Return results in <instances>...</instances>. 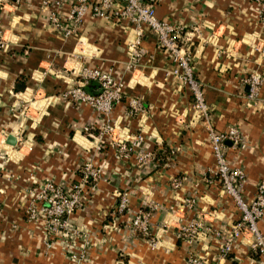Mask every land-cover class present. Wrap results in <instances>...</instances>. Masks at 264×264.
Masks as SVG:
<instances>
[{
  "label": "crops",
  "instance_id": "1",
  "mask_svg": "<svg viewBox=\"0 0 264 264\" xmlns=\"http://www.w3.org/2000/svg\"><path fill=\"white\" fill-rule=\"evenodd\" d=\"M41 1L0 0L5 41L0 50V130L10 133L11 109L32 102L42 107L38 119L20 121L27 147L0 158V264H76L65 255L64 245L75 252L85 249L80 264H185L190 250L213 259L217 238L200 234L187 244L176 236L177 226L195 219L223 230L239 212L211 175L210 146L202 124L193 119L188 89L164 74L171 66L168 54L143 28L145 54L135 70H128L126 44L133 31L123 22L87 14L77 34L63 40L47 24ZM154 5L159 19L182 28L180 37L203 85L215 130L233 126L240 132L243 147L227 142L226 158L244 172L242 196L249 201L264 179V32L258 5L255 0H158ZM81 64L109 72L122 83L110 119L126 141L138 138L124 161L114 158L115 147L107 138L96 140L99 115L60 96L74 83ZM250 72L261 77L254 100L246 97L247 86L241 82ZM85 89L94 93L97 86ZM129 98L142 105L133 114L126 113ZM88 126L89 134L83 131ZM139 150L153 152L151 165L137 161ZM84 161L102 174L94 189L84 190L83 205L68 217L85 239L60 238L46 249L41 222L25 219L24 193L45 181L76 182ZM123 193L126 208L118 212ZM189 197L190 209L183 205ZM137 210L148 212V236L129 232L128 222ZM256 225L264 233V216ZM217 264H264V259L235 242Z\"/></svg>",
  "mask_w": 264,
  "mask_h": 264
},
{
  "label": "built area",
  "instance_id": "2",
  "mask_svg": "<svg viewBox=\"0 0 264 264\" xmlns=\"http://www.w3.org/2000/svg\"><path fill=\"white\" fill-rule=\"evenodd\" d=\"M19 1V0H15ZM158 0H43L40 3L42 10H46V21L49 27L66 40L77 34L85 15L100 18L106 22H123L124 26L133 31V36L127 41L126 53L128 70H135L145 50L140 42L143 28L154 35L155 45L168 54L171 63L165 71L166 76H172L184 85L190 94L193 119L199 121L206 134L213 159L212 177L219 190L226 194L239 212V218L223 229L219 230L201 221L191 219L177 226L176 236L191 244L198 235H212L218 239V247L213 259L195 251H187L185 264H217L219 259L225 258L235 242L242 243L249 252L257 254L264 259V233L256 225L257 220L264 216V179L259 180L253 197L245 201L242 188L245 182L244 172L238 167L229 165L226 158V143L233 147H243V141L237 128L231 126L226 130H215L211 121L210 109L204 98V89L201 82L195 77L190 52L184 46L180 37L182 28L171 22L159 19L155 14V2ZM258 5V24L264 32V0H255ZM192 31H196L195 26ZM5 48L0 25V50ZM94 82L97 91L92 93L85 89L88 83ZM247 86L248 99L257 98L261 85V77L256 72H250L241 78ZM60 96L75 104L89 106L99 115L100 125L96 132L99 142L107 138L115 147L114 158L124 161L137 147V137L133 136L126 141L116 130V125L110 119V112L114 102L122 96V83L113 79L109 72L101 71L81 64L75 70V81ZM264 105V102H263ZM42 107L37 102L22 104L15 111L11 109L14 117L10 133L0 130V158H9L8 151L19 152L27 147V140L22 136L20 121L38 119ZM142 108L137 98L127 100V114H133ZM19 121V125L17 124ZM91 127H84L83 131L90 133ZM12 135L14 144L6 143V137ZM137 161L147 166L154 161L151 151L139 150ZM79 179L70 185L54 184L50 181L42 182L27 188L24 193L23 213L25 219L31 222H41L44 236V245L47 249L60 238L71 237L85 239V234L69 224L68 217L79 209L84 202V190L94 189L101 180V170L91 162L84 161L77 168ZM173 187L178 186V180H172ZM127 198L121 194L117 203V211L126 208ZM185 208H192L191 197L183 200ZM148 212L137 210L128 222L131 234L149 235ZM154 244V242H153ZM65 255L76 264H80L85 252H75L70 246L62 247Z\"/></svg>",
  "mask_w": 264,
  "mask_h": 264
},
{
  "label": "water",
  "instance_id": "3",
  "mask_svg": "<svg viewBox=\"0 0 264 264\" xmlns=\"http://www.w3.org/2000/svg\"><path fill=\"white\" fill-rule=\"evenodd\" d=\"M90 84H94V82H90V83H88V85H90ZM6 143H8V144H10V145H13V144H14V138H13L12 135H8V136L6 137Z\"/></svg>",
  "mask_w": 264,
  "mask_h": 264
},
{
  "label": "rangeland",
  "instance_id": "4",
  "mask_svg": "<svg viewBox=\"0 0 264 264\" xmlns=\"http://www.w3.org/2000/svg\"><path fill=\"white\" fill-rule=\"evenodd\" d=\"M11 113H13V112H11Z\"/></svg>",
  "mask_w": 264,
  "mask_h": 264
}]
</instances>
